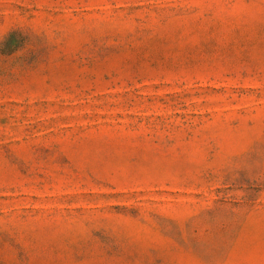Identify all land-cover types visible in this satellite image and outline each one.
Here are the masks:
<instances>
[{"label": "rangeland", "instance_id": "obj_1", "mask_svg": "<svg viewBox=\"0 0 264 264\" xmlns=\"http://www.w3.org/2000/svg\"><path fill=\"white\" fill-rule=\"evenodd\" d=\"M0 264H264V0H0Z\"/></svg>", "mask_w": 264, "mask_h": 264}]
</instances>
